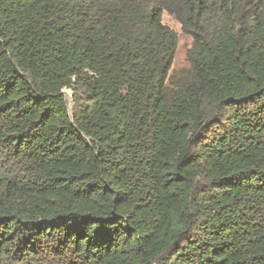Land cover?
I'll use <instances>...</instances> for the list:
<instances>
[{
  "label": "trees",
  "instance_id": "16d2710c",
  "mask_svg": "<svg viewBox=\"0 0 264 264\" xmlns=\"http://www.w3.org/2000/svg\"><path fill=\"white\" fill-rule=\"evenodd\" d=\"M0 264H264V0H0Z\"/></svg>",
  "mask_w": 264,
  "mask_h": 264
},
{
  "label": "rangeland",
  "instance_id": "374dc122",
  "mask_svg": "<svg viewBox=\"0 0 264 264\" xmlns=\"http://www.w3.org/2000/svg\"><path fill=\"white\" fill-rule=\"evenodd\" d=\"M162 23L173 30L177 35V47L170 70V75H176L177 73L189 68V63L187 61V52L191 48V38L182 32L180 24L176 22V20L172 16L163 13ZM65 93L70 100L71 92L66 90Z\"/></svg>",
  "mask_w": 264,
  "mask_h": 264
}]
</instances>
